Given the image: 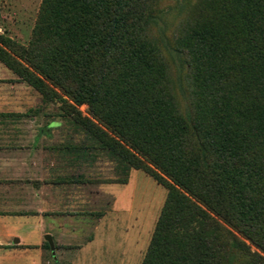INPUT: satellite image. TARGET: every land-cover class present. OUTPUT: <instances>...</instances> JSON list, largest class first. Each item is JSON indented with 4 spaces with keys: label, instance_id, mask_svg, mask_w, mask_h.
<instances>
[{
    "label": "trees",
    "instance_id": "16d2710c",
    "mask_svg": "<svg viewBox=\"0 0 264 264\" xmlns=\"http://www.w3.org/2000/svg\"><path fill=\"white\" fill-rule=\"evenodd\" d=\"M157 6L42 0L26 44L0 34V61L57 105L46 126L72 133L53 149L78 166L104 153L118 173L69 182L142 169L167 188L141 264H264V0H195L175 39L187 109Z\"/></svg>",
    "mask_w": 264,
    "mask_h": 264
},
{
    "label": "crops",
    "instance_id": "0c3cea01",
    "mask_svg": "<svg viewBox=\"0 0 264 264\" xmlns=\"http://www.w3.org/2000/svg\"><path fill=\"white\" fill-rule=\"evenodd\" d=\"M35 103L36 90L0 61V264H111L101 257L105 244L119 229L120 241L129 236L102 221L93 201L99 185L87 201L84 183L69 182L78 165L53 149L61 143L48 136L56 126L35 124Z\"/></svg>",
    "mask_w": 264,
    "mask_h": 264
},
{
    "label": "rangeland",
    "instance_id": "374dc122",
    "mask_svg": "<svg viewBox=\"0 0 264 264\" xmlns=\"http://www.w3.org/2000/svg\"><path fill=\"white\" fill-rule=\"evenodd\" d=\"M41 1L5 0L0 14V25L5 30V34L26 44L31 37ZM194 2L195 0H158L157 13L151 24V32L170 65L176 92L185 109L188 108L189 103L185 84L188 71L187 58L184 53L176 49L175 39L179 26L188 17ZM7 13L12 17H5ZM34 108L35 111L39 110L34 122L42 125L55 117L54 114L58 110L57 105L42 104L41 96L37 91ZM80 109L86 114L87 105L80 106ZM64 127L65 129L48 132L49 138L62 141L68 137L66 134L71 131ZM74 136V141L82 142V134L77 133ZM81 164L76 169L69 168L68 175L74 174L76 177L84 173L93 181H107L118 177L115 163L104 153L93 162L84 165L81 162ZM98 185L100 195H94L93 201H97L99 209L106 213L102 221L115 222L118 228L122 226L129 236L124 235L122 237L124 241H120L119 229L115 235V242L105 244V252L101 257L110 259L111 264H141L167 197V188L144 170L132 169L125 184L114 182L82 184V194L87 201L90 199H88L89 191L95 190Z\"/></svg>",
    "mask_w": 264,
    "mask_h": 264
}]
</instances>
